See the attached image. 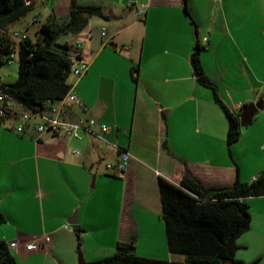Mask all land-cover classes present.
Instances as JSON below:
<instances>
[{"label":"crops","instance_id":"crops-1","mask_svg":"<svg viewBox=\"0 0 264 264\" xmlns=\"http://www.w3.org/2000/svg\"><path fill=\"white\" fill-rule=\"evenodd\" d=\"M187 2L190 17L182 0H75L80 7H99L104 17L84 13L78 33L58 40L79 38L81 58L88 63L82 76L70 75L82 106L70 103L68 119L94 117L108 129L82 131L81 139L36 138L31 128L18 133L15 123L0 124V215L5 219L0 239L19 241L9 249L17 264H80V258L93 264L132 236L138 256L183 261L167 246L159 177L177 184L188 170L204 187L219 188L236 179L249 182L264 171V107L230 154L224 112L190 63L199 41L205 46L204 72L231 111L264 102V14L255 42L252 26L242 24L235 37L225 23L230 41L221 51L215 24L219 18L227 21L223 2ZM96 17L105 21L106 36L92 34L89 25ZM123 151L130 159L120 171ZM246 201L250 227L236 241L235 258L264 264V196ZM74 219L76 224L69 223ZM45 235L49 242H43ZM34 239L39 248L26 250L24 244Z\"/></svg>","mask_w":264,"mask_h":264},{"label":"trees","instance_id":"trees-1","mask_svg":"<svg viewBox=\"0 0 264 264\" xmlns=\"http://www.w3.org/2000/svg\"><path fill=\"white\" fill-rule=\"evenodd\" d=\"M183 10L190 17L188 0ZM35 0H0V68L7 64L10 53L17 51L18 73L13 83H1L0 88L18 101L24 109L40 111L63 98L71 89L69 81L74 59L67 43L58 38L68 33H78L83 14L104 17L99 7L77 6L70 1L67 20L60 26L47 21L39 26L36 39L27 36L16 42L9 34V26L18 22L33 7ZM205 46L196 41L190 63L197 81L213 91L215 101L222 108L228 128L226 145L231 146L241 136L238 113L231 111L218 97L217 88L204 72L201 54ZM136 80V68H132ZM162 218L170 252L184 256L183 261L146 258L136 254L135 238L120 240L112 255L96 260L93 264H256L235 258L238 237L250 227L251 214L248 197L264 196V171L254 179L244 182L236 179L231 185L206 188L186 170L175 184L159 177ZM5 221L0 215V224ZM0 264H17L15 257L0 239Z\"/></svg>","mask_w":264,"mask_h":264},{"label":"built area","instance_id":"built-area-1","mask_svg":"<svg viewBox=\"0 0 264 264\" xmlns=\"http://www.w3.org/2000/svg\"><path fill=\"white\" fill-rule=\"evenodd\" d=\"M143 8L144 5H141L136 9V13L139 17L143 13ZM39 21V16H34L32 18V22ZM100 33L102 36H106V29L102 28ZM27 36L28 35L23 31H12V37L16 42L25 39ZM65 43L70 46L71 57L74 59L71 74L76 77H80L88 68V63L81 58V40L79 38H73V40H67ZM16 60L18 61V54L15 50L10 53L6 65L11 66ZM72 102H79L82 106V103L78 100L77 95L70 89L63 98L49 104L48 107L40 111H30L24 109L22 104L12 98L4 89L0 88V124L13 122L15 123V130L18 133H22L25 129L31 128L36 133V138L43 134H50L52 136L62 135L73 137L75 139H81L82 131H92L94 128H98L101 132H105L108 129V126L105 123L94 117L80 119L78 121L69 120L67 107ZM73 153H79V150L73 149ZM129 159L130 155L128 152H120V159L117 163V168L120 171H124L128 165ZM106 168L111 169L113 166L107 163ZM64 227L69 228V225L66 224ZM50 240V235H45L43 237V242H49ZM19 244V241H11L7 243V247L9 249L16 248ZM39 246V239H34L31 242L24 244L26 250L38 249Z\"/></svg>","mask_w":264,"mask_h":264},{"label":"rangeland","instance_id":"rangeland-1","mask_svg":"<svg viewBox=\"0 0 264 264\" xmlns=\"http://www.w3.org/2000/svg\"><path fill=\"white\" fill-rule=\"evenodd\" d=\"M66 1L67 0H35L34 7L23 18L9 26V36L13 39L12 31L20 30L25 32L29 37L34 40L36 39V31L41 24L51 20L61 26L67 20L69 15L70 6H68V2ZM222 2L225 8L227 21L219 18L215 24L216 31L219 30L218 34L216 35V40L217 44L219 45V48H221V51L225 48H228V41H230V35L226 34L224 31L226 28L225 23H227L229 28L233 31L235 37L240 34L241 31L237 30L241 27V25L248 24L253 28V41L255 42L256 39L260 38L259 35H257V33L255 32V27L259 26L261 22L260 13L262 12L264 14V0H218L219 5ZM37 12H41L38 14L40 17V21L32 22L31 19ZM29 21H31V25L28 26L27 23H29ZM102 25H106L104 20L99 17L94 18L91 24L89 25L92 34L99 35ZM62 36H60L58 40L62 41ZM17 73V60L14 61L11 66L6 64L2 65V67L0 68V84L13 83L17 78ZM7 124H10V122H8Z\"/></svg>","mask_w":264,"mask_h":264},{"label":"water","instance_id":"water-1","mask_svg":"<svg viewBox=\"0 0 264 264\" xmlns=\"http://www.w3.org/2000/svg\"><path fill=\"white\" fill-rule=\"evenodd\" d=\"M264 107V102L262 99L258 100L255 103H247L242 105L240 112L238 113L239 119H240V128L241 131H245L247 126L252 121L253 117L260 112V110ZM76 219L69 220V223L76 224ZM80 264H89L83 261V259L80 258Z\"/></svg>","mask_w":264,"mask_h":264}]
</instances>
